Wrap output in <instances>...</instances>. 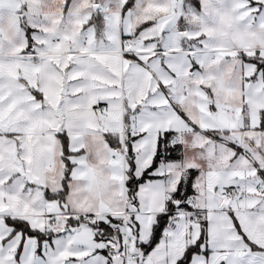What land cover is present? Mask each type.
<instances>
[{
    "label": "snow or ice",
    "instance_id": "obj_1",
    "mask_svg": "<svg viewBox=\"0 0 264 264\" xmlns=\"http://www.w3.org/2000/svg\"><path fill=\"white\" fill-rule=\"evenodd\" d=\"M0 264H264V0H0Z\"/></svg>",
    "mask_w": 264,
    "mask_h": 264
}]
</instances>
